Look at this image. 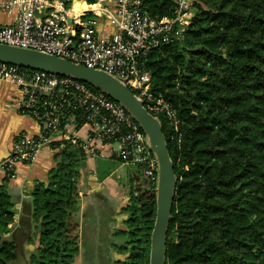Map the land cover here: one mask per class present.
Returning a JSON list of instances; mask_svg holds the SVG:
<instances>
[{"label":"trees","instance_id":"16d2710c","mask_svg":"<svg viewBox=\"0 0 264 264\" xmlns=\"http://www.w3.org/2000/svg\"><path fill=\"white\" fill-rule=\"evenodd\" d=\"M143 9L171 17L176 0H144ZM191 9L181 37L145 60L151 91L179 120L174 131L164 112L156 114L176 177L164 264H264V0H193ZM81 142L49 144L54 165L32 192L38 239L29 264H75L77 182L86 158ZM6 176L0 264L15 258L3 239L13 215ZM128 194L127 217L112 243L123 239L117 248L127 255L115 262L148 264L156 181L143 175Z\"/></svg>","mask_w":264,"mask_h":264},{"label":"built area","instance_id":"2783aa9c","mask_svg":"<svg viewBox=\"0 0 264 264\" xmlns=\"http://www.w3.org/2000/svg\"><path fill=\"white\" fill-rule=\"evenodd\" d=\"M143 1L78 0L72 9V0H0V9L14 14L11 23L0 24V43L100 69L127 86L153 115L164 112L177 131L175 110L150 89L145 60L152 49L181 37L193 16V0H176L171 17L151 16ZM0 82L16 87L20 111L40 126L38 134L20 131L14 136L9 154L0 161L6 175L13 174L15 163L32 162L43 149L53 151L49 144L54 140L80 139L88 156H102L110 148L121 162L157 180V160L144 131L103 91L70 76L1 61ZM67 109L73 113L69 117ZM78 123L85 129L83 138L75 135Z\"/></svg>","mask_w":264,"mask_h":264},{"label":"crops","instance_id":"0c3cea01","mask_svg":"<svg viewBox=\"0 0 264 264\" xmlns=\"http://www.w3.org/2000/svg\"><path fill=\"white\" fill-rule=\"evenodd\" d=\"M13 20L14 14L0 9V24H8ZM16 97L15 86L0 82V161L9 154L13 138L18 132L24 131L29 135H35L40 131L38 122L30 114L20 111L15 102ZM75 135L83 138L85 129H77ZM115 162L123 163L110 148L102 156L86 154L85 165L80 170L77 182L79 209L75 213V221L79 225L77 232L79 248L75 264H79L83 248L89 243H92V246L95 244L100 246L104 242L101 245L103 254L113 253L112 250L109 251L112 247L107 243H112L115 229L123 226V220L127 217L123 207L128 203V192L137 177L133 174L130 178L132 185L125 184L120 179L124 171H117ZM53 165V151L43 149L32 162L15 163L12 175L6 176V172L0 168V182L7 177V191L13 209L9 231L3 234V239L12 244L15 253V258L8 264L30 262V254L35 249L38 239L32 214V192L36 182L47 179L48 170Z\"/></svg>","mask_w":264,"mask_h":264},{"label":"water","instance_id":"95a60500","mask_svg":"<svg viewBox=\"0 0 264 264\" xmlns=\"http://www.w3.org/2000/svg\"><path fill=\"white\" fill-rule=\"evenodd\" d=\"M78 0H72L74 9ZM0 61L70 76L103 91L119 102L139 123L148 145L157 160L156 208L150 233L148 264H164L165 238L171 212L176 177L165 136L158 118L149 112L142 101L112 75L81 63L34 49L0 43Z\"/></svg>","mask_w":264,"mask_h":264},{"label":"rangeland","instance_id":"374dc122","mask_svg":"<svg viewBox=\"0 0 264 264\" xmlns=\"http://www.w3.org/2000/svg\"><path fill=\"white\" fill-rule=\"evenodd\" d=\"M115 166L118 167L117 171H124L121 173L122 177L120 179L121 181H124L125 184L128 183L132 185V182H130L132 180H130V178L133 174H136L139 180L143 178V175L140 173L138 174L135 166L131 164L115 162ZM138 179L134 180L138 181ZM123 242V239L118 240L116 246L112 244L113 241L112 243H107L112 247L109 251L112 250L113 253L106 255L103 254V250L101 248V245H103L104 242L103 244L101 243V245L99 244L100 246H98V244L92 246V243H89L85 248H83V257L80 255L79 264H116V260L124 259L127 255V251H121L117 248V245Z\"/></svg>","mask_w":264,"mask_h":264}]
</instances>
